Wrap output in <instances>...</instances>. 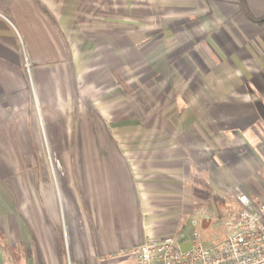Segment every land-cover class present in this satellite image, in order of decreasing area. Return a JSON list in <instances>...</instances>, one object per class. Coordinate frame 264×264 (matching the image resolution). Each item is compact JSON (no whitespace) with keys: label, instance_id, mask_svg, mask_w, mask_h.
<instances>
[{"label":"crops","instance_id":"obj_1","mask_svg":"<svg viewBox=\"0 0 264 264\" xmlns=\"http://www.w3.org/2000/svg\"><path fill=\"white\" fill-rule=\"evenodd\" d=\"M257 168L264 0H0V264H126L193 219L219 245Z\"/></svg>","mask_w":264,"mask_h":264},{"label":"built area","instance_id":"obj_2","mask_svg":"<svg viewBox=\"0 0 264 264\" xmlns=\"http://www.w3.org/2000/svg\"><path fill=\"white\" fill-rule=\"evenodd\" d=\"M256 175L264 183V171ZM240 212L223 222L224 240L216 246L205 245L196 226L187 238L166 235L145 236L143 241L118 252L126 264H264V201L255 203L240 189L233 190ZM188 243L183 248V243Z\"/></svg>","mask_w":264,"mask_h":264},{"label":"rangeland","instance_id":"obj_3","mask_svg":"<svg viewBox=\"0 0 264 264\" xmlns=\"http://www.w3.org/2000/svg\"><path fill=\"white\" fill-rule=\"evenodd\" d=\"M260 170L261 172H263L264 170L261 169V168H257L255 169V174L256 172ZM236 188L238 187H234L232 188L233 190H235ZM240 189V188H238ZM241 191H243L242 189H240ZM244 192V191H243ZM233 192L230 191L228 193H224L218 200L221 201L222 203V206L223 207H220L219 209V215H216L218 219H214V222L216 223V226L214 225V238L212 241H216L217 239L222 238L221 235H223V238L225 237V232L223 231L222 229V226H223V222L226 221L230 216H234V215H237L239 212H240V207L238 205V203L236 204L235 201H233ZM232 206V208H231ZM228 207V208H227ZM223 208V209H222ZM233 209V210H232ZM224 240V239H223ZM214 244L216 243H213V244H210L208 246H213ZM188 246H183V248H187ZM122 251V250H121Z\"/></svg>","mask_w":264,"mask_h":264}]
</instances>
